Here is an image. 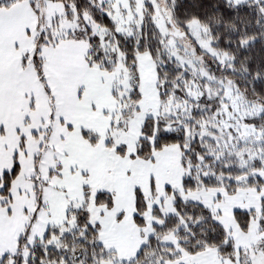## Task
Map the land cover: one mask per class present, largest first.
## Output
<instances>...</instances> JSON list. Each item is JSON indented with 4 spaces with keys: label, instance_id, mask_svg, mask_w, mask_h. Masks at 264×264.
<instances>
[{
    "label": "snow or ice",
    "instance_id": "1",
    "mask_svg": "<svg viewBox=\"0 0 264 264\" xmlns=\"http://www.w3.org/2000/svg\"><path fill=\"white\" fill-rule=\"evenodd\" d=\"M0 264H264V0H0Z\"/></svg>",
    "mask_w": 264,
    "mask_h": 264
}]
</instances>
